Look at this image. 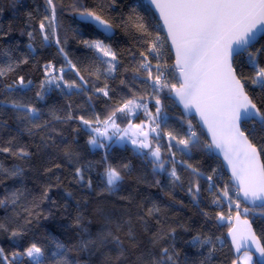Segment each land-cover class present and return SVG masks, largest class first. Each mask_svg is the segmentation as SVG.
Instances as JSON below:
<instances>
[{
    "label": "trees",
    "instance_id": "16d2710c",
    "mask_svg": "<svg viewBox=\"0 0 264 264\" xmlns=\"http://www.w3.org/2000/svg\"><path fill=\"white\" fill-rule=\"evenodd\" d=\"M53 4L54 21L51 20V7L46 0H0V68L6 71L4 76H0V101L16 100L33 105L40 110L37 123L41 125L33 127L17 119V112L10 105H0V147L9 146L8 142L11 141L10 146L14 151L23 147L30 153L28 158L20 159L10 153L0 152V166L3 169H23V175L15 178L0 174V199L17 190L22 192L15 205L9 203L0 206V223L9 229L7 232L0 231V247L4 248L5 255L11 259L13 251H23L35 243L44 250V264H55L58 255L53 256V253H58L56 242H59L69 249L65 255L71 264H151L161 247L174 245L179 253L177 264H233L232 249L225 238L232 224L227 220L223 223L217 220L220 213L226 217L229 215L228 201L221 196V204L217 206L213 200L227 185L229 192L233 193V199L238 200L242 208L246 206L229 184L222 164L211 151L204 148L208 141L197 123L193 119L183 118L169 99L172 92L169 88L161 90L158 96L154 94L148 73L140 68L142 62L150 63L154 76L153 66L159 63L167 69L168 82L178 86L176 72L172 68L173 58L156 17L149 8L147 14L138 9L142 15H146L145 24L152 33L151 37H146L126 23L130 8L143 4L141 0H116L115 4L111 0H53ZM101 7L104 8L103 12L100 11ZM85 8L95 11L112 24L111 37L104 36L90 24L76 20L79 11ZM46 15L49 20H44ZM42 20L46 25L43 33L39 27ZM50 22L54 26V33L47 27ZM29 32L32 33L31 37ZM45 34L49 36L47 41L43 39ZM157 34L161 37V40L156 41L160 48L159 59L155 53L150 54L148 51ZM57 39L60 40L59 45ZM84 40H102L116 54L118 63L112 61L116 64L115 70L109 73L106 71L107 64L99 65L97 57L104 60L111 58L86 47ZM261 44H264V40L256 47ZM61 47L68 60L76 66L75 69L67 64L64 53L59 51ZM142 52L144 56H141ZM25 58L27 63H19ZM258 60L264 66V53L258 56ZM48 63L57 70L64 69L65 81L70 83L75 80L82 87L68 89L60 81V88L52 84L45 85L42 90L41 83L46 80L44 65ZM9 64L14 71H7ZM233 66L238 77L242 78L246 91L261 106L264 93L244 79L252 74L246 58L234 60ZM77 70L84 81L76 75ZM21 76L26 83L31 81V84L27 88L8 90L6 94V85L13 84ZM105 85L108 86V97L96 92L97 88H104ZM40 91H43V99L36 95ZM133 96L139 103L148 105L152 116L139 111L134 116L120 118L121 114L117 113L116 123L123 128L131 122L146 120V116L153 117L156 105L152 100L158 98L161 115L155 121L160 125V138L155 139L156 134H153L150 142L152 147L157 146V143L161 146V156L167 161L164 170H154L150 156H142L128 145L118 147L111 143L100 150L89 147V127L83 125L79 117L93 121L92 127H101L102 124L95 123L96 116L103 120ZM69 112L73 116L71 120L66 119ZM189 121L200 137V143L187 154L173 148L172 151L176 152L173 158L168 154L167 134L185 138ZM249 139L255 144L264 163V140L259 136ZM148 152L149 149L143 151L145 154ZM172 159L177 162L175 167L180 176V180L175 182L169 175L173 167ZM181 160H186L202 175H193L191 169L180 163ZM123 164L130 167L123 169ZM109 165L120 170L123 177L114 191L106 190L105 170ZM76 168L82 169V181L75 175ZM213 169H216L215 175ZM208 176H213L215 182L212 189H209ZM89 181L91 187H88ZM197 184L200 191L194 200L188 189L193 187L195 190ZM46 189L48 198L44 199L42 194ZM153 205L160 211L148 215V209ZM250 211L252 213L247 214L240 211V215L250 221L255 235L264 246V215H261L259 208ZM236 212L233 209L231 217ZM77 216L83 218L80 226L75 224ZM109 219L111 224L107 223ZM117 223L121 225L119 231L116 230ZM16 228H22L23 235L10 238L11 230ZM83 228L88 229V233H83L84 239L89 233L95 237L102 229L111 230L123 242L124 256L119 261L115 259L119 253L114 242L99 250L78 249L76 245L82 238ZM129 228L134 239L128 236ZM172 229H175V233L170 238L166 234ZM157 233L164 239L154 243ZM197 235L201 239L210 236L215 242L210 259H207L208 245L195 247L189 243ZM23 264L30 262L24 258Z\"/></svg>",
    "mask_w": 264,
    "mask_h": 264
},
{
    "label": "snow or ice",
    "instance_id": "6c2138e0",
    "mask_svg": "<svg viewBox=\"0 0 264 264\" xmlns=\"http://www.w3.org/2000/svg\"><path fill=\"white\" fill-rule=\"evenodd\" d=\"M111 2L115 4L116 0H111ZM46 3L51 7V20L54 21L55 5L53 4V0H46ZM146 5L154 7L159 12V16L167 28L168 37L171 39L175 50L174 67L179 72L180 77V84L177 87L175 84H170L164 78L165 73L160 70L159 64L156 66L158 74L153 77L150 63L142 62L140 68L144 69L148 73V78L152 80L150 87H152L154 94L157 96L161 90L169 88L170 91L175 92V95L184 104L185 109H195L196 113L199 114L200 120L207 127V131L211 135V142H206L204 148L209 151L213 148L219 149L223 153L224 159L232 170V179H234L237 185L236 196L239 197L242 193L243 198L252 202L260 209L261 215H264V163H261L260 153L257 151L252 140L249 139V137L256 138L259 136L264 140V100H261V106H258L254 102L253 97L246 91L242 78L238 77L233 67L234 60H239L242 57L246 58L252 74L249 77H244V79L249 80L251 85L257 88L260 93H264V66H261L258 60V56L264 53V44L256 47L261 40H264V0H144L143 4L133 5L130 8L126 23L131 24L132 27L136 28L137 31H140L146 37H151L152 33L148 31V27L145 24L146 15H142L141 11L138 10L142 9L147 14L149 9ZM100 11L103 12L104 8L101 7ZM78 14L82 20L95 23L105 32L112 28V24L102 19L101 15H98L95 11L85 8L79 11ZM49 19L47 15L44 17V20ZM39 27L43 33L46 29L43 20L40 22ZM47 27L51 28L54 33V26L51 22ZM28 35L31 37L32 33L29 32ZM43 39L47 41L49 40V36L45 34ZM159 40H161V37L157 34L153 39L151 48L148 49L150 53L156 54L157 59L160 58V48L156 41ZM56 43L59 45L60 40L57 39ZM83 44L102 53L103 57H110V60L97 57V63L99 65L107 64L106 71L109 73L115 70L116 64L112 63V61H117L116 54L102 40H84ZM59 51L60 53H64L63 47ZM141 56H144L143 52ZM64 58L72 69L76 68L72 64V61L68 60L66 53H64ZM145 60H147V57H145ZM19 63H27V59L25 58ZM7 71H14L11 64L7 66ZM63 72V68L57 70L51 63L44 65L46 80L42 81L41 89L44 90L45 85L50 86L52 84L60 88V81H63L64 86L68 89L82 87L75 80L70 83L65 81ZM5 74V69L0 68V76H4ZM76 75L79 76L81 81H84V77L80 76L78 70L76 71ZM85 83L87 82L85 81ZM121 83L125 82L121 81ZM29 84H31V81L26 83L24 77L21 76L13 84L6 85L5 92L7 94L8 90L13 88H27ZM107 87L105 85L104 88H97L96 92L101 93L104 97H108L109 91ZM36 95L40 99L44 98L43 91L37 92ZM5 104L10 105L12 110L17 112V119L24 120L33 127H41L37 123L40 119V110L38 108L16 100L0 101V105ZM156 104H160L158 98L156 99ZM139 108H143L145 114L150 115L147 104L139 103L135 96H133V98L125 100L121 106L112 110L103 120L99 116H96L95 123L102 124L103 129L101 127H92L93 121L85 119L83 116L79 117L82 124L88 126L95 133L94 136L89 138L88 143L94 147H108L100 138L112 139L108 134L109 128L115 130L113 135L120 131H123L127 135L129 129L121 130L116 123V119L118 118L117 113L121 114L120 118H124L127 115L134 114L135 110ZM156 112L157 114L160 113L159 107L156 108ZM55 118L60 119V117ZM66 119H73L71 112H69ZM151 123L155 124V127H150L148 131L145 130L143 125L130 126L139 130L138 132H133V136H142L143 138L139 140L133 139L132 136L128 138L139 149H149L148 153H141V155L152 157L154 170L157 168L164 170V165L167 161L161 156V146L157 143V146L152 147L149 140L150 132L156 133L155 139L159 140L160 133L157 132V129L160 125L156 123L155 119ZM29 131L31 130L29 129ZM167 135L168 154L173 158L176 155V152L172 151L173 148L176 151L187 154L190 153L192 147L200 143V137L194 130L191 121L188 122L185 138H178L172 133H168ZM120 139H123V137ZM11 143L9 141V146L0 147V152L10 153L20 159H26L30 156V153L23 147L14 151L10 146ZM171 163L173 167L169 175L173 179V182L179 181L180 176L177 174L175 167L177 162L175 159H172ZM180 163L191 169L193 175H202L198 169L192 168V165L186 160H181ZM129 167L128 164L122 165L123 169H128ZM212 171L213 175H215L216 169ZM81 173L82 169L76 168L75 175L80 181L84 179ZM0 174L15 178L23 175V169L18 167L3 169L0 166ZM105 174L107 178L106 190L114 191L123 178L121 171L109 165L105 170ZM207 179L210 182L209 189H212L215 186L213 176H208ZM88 187H91V181L88 182ZM194 187L195 190H193V187H189L188 191L193 195V199L195 200L200 187L198 184ZM20 195H22L20 190L12 192L9 196L0 199V206H6L9 203L15 205ZM221 196L228 201L229 215L226 217L223 213L218 214V222L223 223L225 220L231 222L232 217L230 213L233 210L232 205L234 204L237 210L235 217L237 224L242 223L245 225V229L242 231L235 227L229 229V235L231 236L232 244L235 246V251L240 253L242 249H251L252 245H255V252L260 255V260L253 262L251 252L244 251L243 255L238 257V259L242 264H264V246L256 238L248 220H240V203L229 195L227 185L220 192V195L216 196L213 200V203L217 204V206L221 204ZM42 197L44 199L48 198V189L44 191ZM159 211L160 209L153 205L152 208L148 209V215ZM249 211L250 209L247 207L243 209L245 214ZM82 219L81 216H77L75 224L80 226ZM30 222L26 221V223ZM107 223L111 224V219ZM120 228L121 225L117 223L116 230L119 231ZM0 231L7 232L9 229L3 223H0ZM83 233H88V229H82V238L78 245H76L78 249L90 250L95 248L99 250L114 242L119 253L115 259L119 261L124 256L123 242L111 230L102 229L95 237L89 233L87 239L83 238ZM173 233H175V229H172L166 235L171 238ZM21 235H23L22 228L12 229L10 238ZM128 236L134 239L131 228H129ZM161 239H164V236L157 233L154 237V243ZM216 239L220 240V237ZM249 241H251V244H249ZM189 243H192L195 247L208 245L209 256L207 259L211 258L215 250V242L210 236L201 239L197 235ZM56 248L58 253H53V256L58 255L55 264H71L65 255L69 249L59 242H56ZM178 256L179 253L176 252L174 245L161 247L157 256L152 259L151 264H177ZM43 257L44 250L35 243H32L23 251H13L11 259H9L8 255H5L4 248L0 247V264H23L24 258H27L30 264H44ZM109 259L111 260V257ZM233 264H236V262L234 261Z\"/></svg>",
    "mask_w": 264,
    "mask_h": 264
},
{
    "label": "water",
    "instance_id": "95a60500",
    "mask_svg": "<svg viewBox=\"0 0 264 264\" xmlns=\"http://www.w3.org/2000/svg\"><path fill=\"white\" fill-rule=\"evenodd\" d=\"M141 1H142V3H144V0H141ZM146 6L151 10L153 16L156 17L158 25H159V27H161V31H162L163 37H165V40H166V43H167V47L169 48L170 54H171V56L173 58V68L175 69V67H174L175 66V50H174V48L172 46L171 39L168 37L167 28L164 26V22L159 16V12L156 11L154 9V7H151V6H148V5H146ZM76 20H78L82 24L87 23V24H90V25L94 26V28H96L104 36L111 37L113 35V30L112 29H110L109 31L105 32L101 27H98L95 23L85 22L84 20H82V18L80 16H77ZM175 71H176V69H175ZM176 80L178 81V86L177 87H179L180 77H179V72L178 71H176ZM169 99H170V101H172L174 103V105L179 110V112H181V115L183 116V118L184 119H193L194 122L197 123V125L199 127V130L204 133L207 141L211 142V135H210V133H208L207 127L200 120L199 114L196 113L195 109L194 108L185 109L184 104L175 95L174 91H172L171 94L169 95ZM211 153H213V156L220 162V164H222V167H223V170H224L225 174H227L228 177H229V184L236 191L237 185H236V182L234 181V179H232V170H231L230 166L228 165L227 161L224 159L223 153L220 152L219 149H215V148H213L211 150ZM151 159H152V157H151ZM260 161H261V157H260ZM261 163H263V162L261 161ZM238 198L241 201V203H243V205L248 207L249 209L257 208L252 202H250L248 200H245L243 198V194L242 193L240 194V196ZM232 217H233L232 218V222H231L232 225H231L230 228L235 227L238 230H241V231L244 230L245 229V225H243L242 223L237 224V222H236V219H235L236 213ZM245 219H247V218L241 217V215H240V220L241 221H243ZM248 222L251 225L249 220H248ZM251 228H252V231L254 232L253 227H251ZM225 238L229 242L230 249H232L233 260L236 262V264H240V262L238 260V257H240L243 254L244 251H250L251 254H252L253 259H255V262L260 260L259 253L255 252V245H252L251 249H242V251L240 253H237L235 251V246L232 244V240H231V236L229 235V231L226 233ZM256 238L259 240V238L257 236H256ZM249 244H251V241H249Z\"/></svg>",
    "mask_w": 264,
    "mask_h": 264
},
{
    "label": "rangeland",
    "instance_id": "374dc122",
    "mask_svg": "<svg viewBox=\"0 0 264 264\" xmlns=\"http://www.w3.org/2000/svg\"><path fill=\"white\" fill-rule=\"evenodd\" d=\"M155 76H156V74L154 73V76H153V77H155ZM151 81H152V80H151ZM152 101L155 103L156 108L159 107V108H160V111H161V104L157 105V104H156V100H152ZM147 107H148V105H147ZM139 111H144V109H143V108L136 109L135 112H134V114H131V115L134 116V115H135L137 112H139ZM144 113H145V111H144ZM148 113H149V110H148ZM145 115H146V114H145ZM160 115H161V113L157 114L156 109H155V114H153V117L150 118V116H152V115H150V116H146V120H142L141 122H137V123H132V122H131V123L128 124L127 127H123V128L121 127V128H120L121 130L126 129V128L129 129V132H128L127 135H125L123 131L116 132V134L113 135V133L115 132V130L112 129V128H109V130H108V134H109V136L112 137V139H111V140H108V139H104L103 137H101L100 139H101L106 145H107V144H111V143L114 144V145H116V146H118V147H122V146H124V145H128V146H131V147L135 148V149L138 150L140 153H143V151H147L148 149H139L136 145H133L132 142H131V140L128 138L129 136H132L133 139H138V140L143 138L142 136H133V135H132L133 132H138L139 130L136 129V128L130 127V126H133V125H143L144 128H145V130L148 131V130L150 129V127H155V124H152L151 121H152L153 119L158 120L159 117H160ZM119 127H120V125H119ZM101 129H103V125H101ZM88 131H89V133L91 134V136H94V135H95V133L92 132V131L90 130V128L88 129ZM157 132H159L158 129H157ZM153 134H156V133H152V132H150V134H149V140H150V137L153 136ZM121 137H123V139H120ZM89 147H90L92 150H100V149H101V148H99V147H94V146H92V145H90V144H89ZM106 179H107V178H106ZM232 194H233V193H232ZM232 194L229 192V195H230V196H231ZM232 208L235 209V205H234V204L232 205ZM243 208H245V207H243ZM243 208L240 207V210H239V211L243 212V211H242ZM235 210H236V209H235ZM250 212H251V211H249L248 213H250ZM251 213H252V212H251ZM224 222H225V221H224ZM231 222H232V220H231ZM242 255H243V254H242ZM242 255H241V256H242ZM241 256H240V257H241ZM238 260H239V259H238ZM239 262H240V264H242V262H241L240 260H239ZM253 262H255L254 259H253Z\"/></svg>",
    "mask_w": 264,
    "mask_h": 264
},
{
    "label": "built area",
    "instance_id": "2783aa9c",
    "mask_svg": "<svg viewBox=\"0 0 264 264\" xmlns=\"http://www.w3.org/2000/svg\"><path fill=\"white\" fill-rule=\"evenodd\" d=\"M150 54H154V53H150ZM158 64H159V63H158ZM158 64H156V65L153 66L156 75L158 74V72H157V68H156V66H157ZM159 65H160V64H159ZM172 68H173V64H172ZM173 69H174V68H173ZM160 70H161V71H164V73H165V77H164V78H166V76H167V69H166L163 65H160ZM243 209H244V208H243ZM243 209H242V211H243Z\"/></svg>",
    "mask_w": 264,
    "mask_h": 264
}]
</instances>
